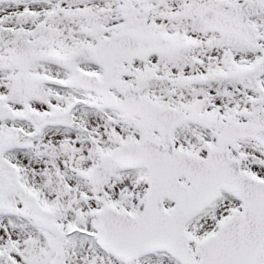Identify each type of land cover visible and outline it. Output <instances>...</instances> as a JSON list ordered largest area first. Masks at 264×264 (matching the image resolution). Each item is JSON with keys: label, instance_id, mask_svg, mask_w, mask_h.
I'll list each match as a JSON object with an SVG mask.
<instances>
[{"label": "snow or ice", "instance_id": "obj_1", "mask_svg": "<svg viewBox=\"0 0 264 264\" xmlns=\"http://www.w3.org/2000/svg\"><path fill=\"white\" fill-rule=\"evenodd\" d=\"M0 264H264V0H0Z\"/></svg>", "mask_w": 264, "mask_h": 264}]
</instances>
